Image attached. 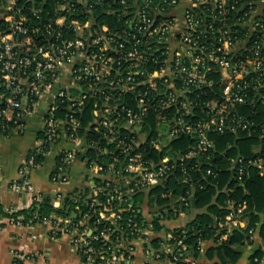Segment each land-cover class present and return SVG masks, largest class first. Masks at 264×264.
<instances>
[{
    "label": "built area",
    "instance_id": "1",
    "mask_svg": "<svg viewBox=\"0 0 264 264\" xmlns=\"http://www.w3.org/2000/svg\"><path fill=\"white\" fill-rule=\"evenodd\" d=\"M257 2L4 0L0 145L44 108L41 137L12 188L41 200L30 181L36 157L59 141L75 144L57 152L51 179L68 182L72 163L85 161L93 183L87 209L50 221L52 237L71 236L80 264H131L136 240L145 264H196L189 230L175 235L164 222L193 209L198 190L219 183L212 163L219 135L254 142L250 157L223 152L236 186L254 172L264 178V12ZM98 8L117 16L116 24L100 22ZM90 150L99 161L79 159ZM151 202L156 208L147 216ZM226 205L228 213L215 217L217 241L235 230L253 240L248 200L229 198Z\"/></svg>",
    "mask_w": 264,
    "mask_h": 264
},
{
    "label": "crops",
    "instance_id": "2",
    "mask_svg": "<svg viewBox=\"0 0 264 264\" xmlns=\"http://www.w3.org/2000/svg\"><path fill=\"white\" fill-rule=\"evenodd\" d=\"M257 8L264 12V0H258ZM44 108L29 115L25 121L23 131H15L3 139L0 145V204L4 209L10 208L23 209L31 206L33 203L31 195L26 191H16L12 185L20 180V168L24 161L29 157L33 149L37 146L41 137L40 116ZM82 146L87 144L83 138ZM75 144L69 141H59L51 147V150L45 154L44 161L30 172L31 183L41 190L45 196H51L54 205H61V195L72 192L75 189L90 188L93 185L90 178L92 172L89 170L85 161H74L69 170V180L64 184L57 185L51 179V174L55 169L57 162V152L61 149H74ZM84 154V153H79ZM86 168L88 171H86ZM78 172L84 173L86 184L79 182ZM216 200L213 198L212 204ZM220 207H223L220 205ZM156 208L154 203L144 206V212L149 216V212ZM207 210V207H194L184 210L179 216L167 220L164 224L171 229H178L187 226L194 218ZM259 219L255 221L254 239L249 237L241 245H234L239 253L234 259L227 257L223 263V257L216 249L220 244L215 236L209 237L203 241L202 250L196 253L193 250L192 255L197 260L196 264H254L253 260L258 258L256 264H264V237L261 235V229L264 224V212H258ZM4 219L3 226L0 228V264H80V258L72 249L71 236L60 234L52 237V222L45 221L35 225H19ZM251 215L248 214V223L250 226ZM229 237V236H228ZM227 237V238H228ZM224 239V240H227ZM134 244L137 251L133 256L131 264H145L146 255L144 244L141 240H136ZM260 252L259 255H256ZM21 257L15 259L14 254Z\"/></svg>",
    "mask_w": 264,
    "mask_h": 264
},
{
    "label": "trees",
    "instance_id": "3",
    "mask_svg": "<svg viewBox=\"0 0 264 264\" xmlns=\"http://www.w3.org/2000/svg\"><path fill=\"white\" fill-rule=\"evenodd\" d=\"M4 0H0V14L2 12L1 6L3 5ZM99 11L96 13V17L102 23H108L110 25L116 24L117 16L108 15L102 13V9L98 8ZM5 28L3 20H0V30ZM264 113V110L263 112ZM86 118H89V111L86 110ZM86 122V120L84 121ZM219 139L216 141L217 148L213 152V165L221 172L220 181L217 184H210L203 190H198L195 194L193 207H207V210L203 213L198 214L193 221H191L184 228H178L175 230V235H180L184 229L189 230L188 236L186 238V243L190 252L193 250L195 253L198 251V241L199 238L207 239L212 236H216V216H225L228 213V208L226 201L231 198L236 202H239L241 199L245 198L248 200L249 206L248 211L251 215V222L249 227L255 226V221L259 219L258 212H264V178L260 177L256 172L253 173L252 178L248 180L245 186H236L235 183L230 180V172L228 171V164L224 160L223 152L226 151L227 156H233L238 153H242L244 156H252L251 147L254 144L251 141L248 135H244L241 138H238L232 134L219 135ZM183 142V139L180 140ZM229 143L232 147L228 148ZM79 159H86L93 161H99L98 154L94 150H90L87 154H78ZM45 159V155H38L36 157V162L41 164ZM102 159V158H101ZM228 186L229 188L235 187L234 191H225L224 188ZM177 191L181 193V185L177 186ZM177 192V193H178ZM90 194V188L84 189H75L72 192L62 194L61 205L56 207L54 205L53 198L51 196L42 195L41 200L33 201L31 206L23 209H16L11 211L10 209L6 210L0 204V216L6 217L9 221L13 223L20 222L22 225H35L36 223H41L49 221L56 216H73L78 214L79 207L81 210L87 209V196ZM137 199L141 200L142 195L136 196ZM213 198H216L215 203H211ZM152 201L154 199L152 198ZM167 202V199H159L160 204ZM223 206V207H220ZM127 216V214H125ZM4 225V224H3ZM156 227L160 228V224L157 219L155 220ZM194 228V230H192ZM261 235L264 237V224L261 229ZM248 234L246 230H235L231 232L227 240H223L217 246L218 252L223 257V263L226 262L227 257L235 258L238 256L237 249L234 248V245H241L245 239H247ZM159 240H155L153 243L158 245ZM96 245H99V242H96ZM164 256L168 257L169 254L163 252ZM260 252H257L256 255H259ZM256 264L255 262H253Z\"/></svg>",
    "mask_w": 264,
    "mask_h": 264
},
{
    "label": "rangeland",
    "instance_id": "4",
    "mask_svg": "<svg viewBox=\"0 0 264 264\" xmlns=\"http://www.w3.org/2000/svg\"><path fill=\"white\" fill-rule=\"evenodd\" d=\"M86 171H88L87 168H86ZM76 174H77V177H78V181L81 182V183L84 182L86 184V179H85L84 173L78 172Z\"/></svg>",
    "mask_w": 264,
    "mask_h": 264
}]
</instances>
